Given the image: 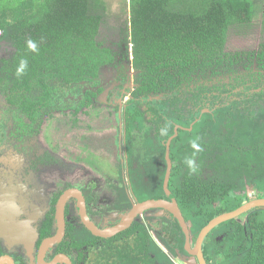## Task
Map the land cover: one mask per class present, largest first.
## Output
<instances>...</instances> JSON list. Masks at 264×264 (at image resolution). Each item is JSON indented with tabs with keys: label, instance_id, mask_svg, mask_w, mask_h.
<instances>
[{
	"label": "trees",
	"instance_id": "1",
	"mask_svg": "<svg viewBox=\"0 0 264 264\" xmlns=\"http://www.w3.org/2000/svg\"><path fill=\"white\" fill-rule=\"evenodd\" d=\"M129 1L127 56L137 73L125 109L132 189L143 202L169 199L168 144L179 128L170 189L197 240L212 220L253 201L251 186L264 198V41L247 56L227 49L231 32L252 27L254 5ZM107 12L106 0H0V43L12 51L0 60V93L34 121L90 108L105 90L102 70L117 61L98 41ZM246 215L213 230L204 246L209 264H264V207ZM175 220L158 239L177 257L187 235ZM125 236L114 264H169L150 228L135 225ZM154 248L162 256L154 258Z\"/></svg>",
	"mask_w": 264,
	"mask_h": 264
},
{
	"label": "flooded vegetation",
	"instance_id": "2",
	"mask_svg": "<svg viewBox=\"0 0 264 264\" xmlns=\"http://www.w3.org/2000/svg\"><path fill=\"white\" fill-rule=\"evenodd\" d=\"M126 59L128 62L120 58L116 64L105 68V72L116 68L119 97L115 100L112 94L104 97V102L108 108L117 109L119 133L116 139L96 140L99 147L109 149L118 160L117 164H109L104 156L92 151L98 158L92 157V165L85 162L91 156L83 154L78 156L80 163L69 165L60 156L62 153L46 149L40 141L42 129L54 115H73L72 126L79 128V117L90 109H97L98 99L108 91L102 74L100 78L105 90L93 97L90 108L77 112L76 107L70 106L37 121L13 106L6 95L0 93V264H114L121 241L135 225L150 228L153 239L161 250L170 255L174 264H201L198 256L189 254L187 246L186 251L176 250L177 257L163 247L158 235L165 236V225L169 220L175 222L176 218L162 209L139 214L126 231L113 237L98 235L89 228L90 223L100 233H107L121 226L127 213L143 202L134 194L129 174L125 109L135 89L137 73L131 65L132 59L128 56ZM255 68H258L257 63ZM73 190L79 196L69 197L61 211L64 196ZM212 232L202 246L206 264L209 262L204 246ZM224 235L216 236V240L223 241ZM52 240L58 241L50 244ZM197 240L191 234L190 244L194 251ZM157 249L152 252L154 258L162 256L163 251Z\"/></svg>",
	"mask_w": 264,
	"mask_h": 264
},
{
	"label": "rangeland",
	"instance_id": "3",
	"mask_svg": "<svg viewBox=\"0 0 264 264\" xmlns=\"http://www.w3.org/2000/svg\"><path fill=\"white\" fill-rule=\"evenodd\" d=\"M254 5L255 19L252 27L245 29L243 27L236 28V31L231 32L228 38L227 49L230 52H241L247 56L254 52H260L264 41V0H250ZM108 12L106 21L101 28L98 41L105 47L113 50L118 59L128 62L127 56V39L129 36L128 23L131 20V5L129 0H106ZM241 31V32H238ZM1 34V33H0ZM12 51L7 44L0 43V60L7 58ZM132 52V49H131ZM133 60V57H131ZM116 68L108 69L101 72L105 79V84L108 91L101 99H98L97 109L84 112L81 118L79 128L72 126L73 115H65L59 113L53 116L45 124L41 143L52 152L62 153L60 156L66 159L69 165L80 163L78 156H91V159L86 158L88 164L92 165L93 159H98L92 154L104 156L105 160H109V164H117L118 160L112 156L107 148H101L97 145L96 140L104 141L107 138L116 139V134L119 133V124L117 120V109L105 106V98L115 95L114 99H118L120 91L115 82ZM105 97V98H104ZM125 99V103L127 102ZM145 109V106H144ZM60 116V117H59ZM72 119V120H71ZM71 121V122H70ZM73 129V130H71ZM141 142V138L138 140ZM96 144V145H95ZM116 144L114 148H116ZM46 148V149H47ZM112 148V149H114ZM117 152V149H114ZM63 151V152H62ZM77 162V163H76ZM80 168V166H78ZM127 183L129 182L127 174H125ZM250 198L257 199V190L255 186L249 188ZM248 216L240 218L242 222L247 221ZM168 254V253H167ZM169 255V254H168ZM170 259V255H169ZM170 263V260H167ZM178 261V260H177Z\"/></svg>",
	"mask_w": 264,
	"mask_h": 264
},
{
	"label": "water",
	"instance_id": "4",
	"mask_svg": "<svg viewBox=\"0 0 264 264\" xmlns=\"http://www.w3.org/2000/svg\"><path fill=\"white\" fill-rule=\"evenodd\" d=\"M179 136V128H177V133L176 136L171 138L168 144V153H167V159H168V174H167V178L165 181V189L167 192V195L169 197V199H160V200H146L142 203H139L138 205L134 206L132 208V210L127 213V215L125 216V220L124 223L117 227L114 228L110 231H108L107 233H100L96 227H94L92 224L89 223V228L96 234L98 235H102V236H115L123 231H126L134 222L135 218L139 215L144 213L145 211H149V210H155V209H162L164 211H168L171 214H173L175 216V218L180 222V224L182 225L184 232L187 235V250L189 252L190 255H196L199 257L201 264H206L205 260H204V256H203V251H202V246L203 243L205 241V239L207 238V236L216 228H218L220 225H222L223 223H226L228 221L234 220V219H238L241 218L242 216H244L245 214L249 213L250 211L256 209V208H261L264 207V198H260V199H255L253 201H251L250 203L246 204L245 206H243L240 209H237L233 212H229L226 214H223L217 218H215L214 220H212L205 228H203V230L201 231L199 238L197 240L196 243V247H195V251L191 249V244H190V237H191V233H190V224L188 223L181 207L180 204L177 200V198L173 195L172 190L170 189V182L172 179V174H173V169H174V163L171 159V153H172V143L175 140V138H177ZM71 196H79L77 194L76 191H68L67 195L64 196L63 201H62V208L61 211L64 209L66 201H68L69 197ZM63 220V217H61V222ZM64 221V220H63ZM58 240H52L50 241V244H53L54 242H56Z\"/></svg>",
	"mask_w": 264,
	"mask_h": 264
},
{
	"label": "clouds",
	"instance_id": "5",
	"mask_svg": "<svg viewBox=\"0 0 264 264\" xmlns=\"http://www.w3.org/2000/svg\"><path fill=\"white\" fill-rule=\"evenodd\" d=\"M28 47H29L31 50H33V51L36 50V45H35V43L32 42V41H29V42H28ZM21 63H22V67H23V66H26L27 61H22ZM19 74H20V73L18 72V75H19ZM194 146H195V145H194ZM189 163H191V161H189ZM193 170H194V169H193Z\"/></svg>",
	"mask_w": 264,
	"mask_h": 264
}]
</instances>
